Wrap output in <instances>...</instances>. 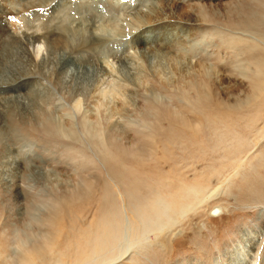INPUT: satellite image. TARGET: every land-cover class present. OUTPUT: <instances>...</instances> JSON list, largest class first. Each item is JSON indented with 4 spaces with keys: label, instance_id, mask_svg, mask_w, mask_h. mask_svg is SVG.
I'll return each instance as SVG.
<instances>
[{
    "label": "rangeland",
    "instance_id": "rangeland-1",
    "mask_svg": "<svg viewBox=\"0 0 264 264\" xmlns=\"http://www.w3.org/2000/svg\"><path fill=\"white\" fill-rule=\"evenodd\" d=\"M9 13L0 264H264V0Z\"/></svg>",
    "mask_w": 264,
    "mask_h": 264
},
{
    "label": "bare ground",
    "instance_id": "bare-ground-1",
    "mask_svg": "<svg viewBox=\"0 0 264 264\" xmlns=\"http://www.w3.org/2000/svg\"><path fill=\"white\" fill-rule=\"evenodd\" d=\"M39 1L40 0H0V2H1V4H3V5H0L1 6V9H3V13H9V12H16L17 13V16H16V18L18 17L19 18V16H21V14L20 13H18V11H21V10H24L25 8H30V7H33V6H35V5H37L38 3H39ZM10 14V13H9ZM18 14H19V16H18ZM16 15V14H15ZM3 16L4 15H0V47H1V49H4V51L6 52L8 49H11L12 47H14L15 46V43H16V36L17 35H15L12 31H9V30H7L6 29V23H5V21H4V19H3ZM7 16V15H6ZM9 16V15H8ZM148 16V15H147ZM147 16H144V17H147ZM13 17V16H12ZM151 17V16H150ZM11 18V17H10ZM13 18H15V17H13ZM8 21V20H7ZM10 21V20H9ZM21 21V20H20ZM144 22V21H143ZM145 23V22H144ZM143 23V24H144ZM10 27V26H9ZM8 27V28H9ZM152 31V30H151ZM27 32V31H26ZM147 33V32H146ZM145 33V34H146ZM151 33V32H150ZM29 34H31V33H29ZM144 34V35H145ZM166 34V33H165ZM159 35V34H158ZM26 36H28V35H26ZM25 36V37H26ZM30 36V35H29ZM48 36V35H47ZM155 36V35H154ZM24 37V36H23ZM31 37V36H30ZM153 37V36H152ZM28 38V37H27ZM31 39V38H30ZM32 39H33V42H39V41H41L42 43H43V41L41 40L42 38H41V36L40 35H38V34H36V33H34V34H32ZM146 39V38H145ZM150 39V38H149ZM155 41V40H154ZM153 42V41H152ZM23 43V42H22ZM162 43V42H161ZM19 44H20V42H19ZM144 44V43H143ZM155 44V43H154ZM18 45V44H17ZM42 45V44H41ZM40 45V46H41ZM153 45V44H152ZM16 47V46H15ZM19 47V46H18ZM21 47V46H20ZM21 48H23V47H21ZM20 48V49H21ZM38 48H39V46H38ZM142 49L143 48H146V47H141ZM159 49H161V48H159ZM13 50V49H12ZM38 50L39 49H37V52H38ZM2 51V50H1ZM21 51V50H20ZM40 51V50H39ZM10 52V51H9ZM8 53V52H7ZM21 53H22V51H21ZM26 53H28L27 51H26ZM11 54V53H10ZM164 53H162V55H163ZM4 55V54H3ZM7 55V54H6ZM12 55V54H11ZM22 55V54H21ZM166 55V54H165ZM7 56H9V55H7ZM1 58V57H0ZM8 59H10V58H8ZM11 60V59H10ZM20 61V60H19ZM16 63V62H15ZM21 63V62H20ZM140 63V62H139ZM21 65V64H20ZM17 66V65H16ZM19 71V70H18ZM139 77V76H138ZM18 79H20V78H18ZM99 91V90H98ZM102 93V92H101ZM114 93H115V91H114ZM100 94V93H99ZM102 94H106V92L104 91V93H102ZM102 94H100V95H102ZM112 95V94H111ZM110 95V96H111ZM106 96V95H105ZM103 97V96H102ZM108 102H110V101H108ZM155 215H156V213H155ZM141 216V215H140ZM158 219V218H157ZM156 219V220H157ZM150 222H152V221H150ZM154 223H158V222H154ZM148 224V223H147ZM153 224V223H152ZM151 224V225H152ZM109 234V233H108ZM110 234H111V232H110ZM118 235V234H117ZM247 236H246V238H242L243 239V247H242V249L244 250L245 249V247L247 246V242H249L250 240L249 239H251L250 238V236L252 235L251 233L249 234V233H247L246 234ZM245 246V247H244ZM240 247V246H239ZM247 248V247H246ZM247 251H248V249H247ZM242 252V251H241ZM95 253V252H94ZM97 253V252H96ZM238 253H240V252H238ZM242 254V253H241ZM240 256V255H239ZM252 258V257H251ZM250 258V259H251ZM231 263V262H230ZM83 264V263H82Z\"/></svg>",
    "mask_w": 264,
    "mask_h": 264
}]
</instances>
